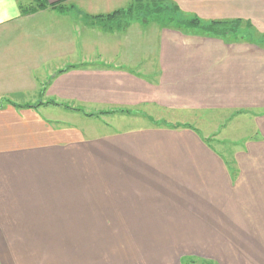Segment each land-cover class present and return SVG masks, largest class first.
<instances>
[{"label":"crops","instance_id":"1","mask_svg":"<svg viewBox=\"0 0 264 264\" xmlns=\"http://www.w3.org/2000/svg\"><path fill=\"white\" fill-rule=\"evenodd\" d=\"M43 1L61 13L0 0V264H264V0H163L252 42L168 30L129 55L130 38L84 20L134 0ZM117 110L225 113L228 141L167 124L104 131Z\"/></svg>","mask_w":264,"mask_h":264},{"label":"rangeland","instance_id":"2","mask_svg":"<svg viewBox=\"0 0 264 264\" xmlns=\"http://www.w3.org/2000/svg\"><path fill=\"white\" fill-rule=\"evenodd\" d=\"M30 4L32 3L31 0H18V4ZM62 11L66 10L68 12L70 9L61 8ZM57 12H60L59 9ZM70 12V11H69ZM61 13V12H60ZM64 13V12H63ZM176 15H172L171 12L158 13V14H134L128 15L124 18H119L113 21H94L95 18H92L90 21L84 20V25H89V33L92 34H102L105 37L110 38L111 35H119L121 37V42L125 43L128 41L127 39L130 38L129 43H126L125 47H122L121 55H129L133 54L134 51L140 50L141 52L148 51V48L151 51L155 52L157 49L158 44V37L161 32H165L168 30L174 31H189L188 28H185L184 25H179L176 23L178 19H175ZM177 18V17H176ZM173 19V21H171ZM181 20V18H180ZM184 21V19H182ZM181 20V21H182ZM92 27H91V26ZM192 30V29H190ZM196 30L200 31L199 29H194L192 33ZM92 31V32H91ZM197 32V31H196ZM189 33V32H188ZM200 35L205 36L202 31H200ZM187 34V33H186ZM196 34V33H195ZM229 36V39H241L247 40L248 42H252L249 39V34L246 32L245 27L243 26H236L233 27L232 32H227L225 36ZM125 38V39H124ZM136 39L135 43H132ZM79 111V110H77ZM114 117H107L104 118L106 121V125L104 131L110 129L111 131H117L119 129H128V128H137L141 126H149V125H169L175 127H190L197 130L202 137H204L205 141L216 150H220L225 146V142L228 141L225 138V130L228 127V121L230 115H226L225 113H170L161 111L159 115H144L140 116L137 113V117H130V112L128 110H117L114 112ZM155 115V116H154ZM121 117V118H119ZM124 117V118H123ZM66 120H68L67 124L72 125L74 127L80 126V122H75L77 117H70L69 115L64 116ZM80 118V117H79ZM83 119V118H81ZM128 119V120H127ZM136 119L138 122H135ZM85 123L92 124L96 123V121L92 120H85ZM110 125V126H107ZM98 131H102L101 122H98ZM232 127V126H231ZM123 200V199H122ZM126 201V199H124ZM117 205L113 203V199H89V211H97V210H104V211H112L113 207ZM181 264H208L203 261L193 259V260H182Z\"/></svg>","mask_w":264,"mask_h":264},{"label":"trees","instance_id":"3","mask_svg":"<svg viewBox=\"0 0 264 264\" xmlns=\"http://www.w3.org/2000/svg\"><path fill=\"white\" fill-rule=\"evenodd\" d=\"M32 3L30 4H22L19 3V12L21 15H29L39 10H44L47 7H52L54 10H58V7H55V5H48L43 0H31ZM165 12H171L172 15H176L175 19L178 21L179 25H184L185 28H193V29H199L204 34L210 35V36H216L221 37L224 36L227 32L232 31L233 27H236L238 24L237 22H202L197 18H191V19H184L180 16L176 8L166 5L163 0H134L126 9L116 11L110 15L107 16H99L95 17V20L102 21H113L119 18H124L128 15H134L139 13L144 14H158V13H164ZM181 18V20H180ZM173 21V19L171 20Z\"/></svg>","mask_w":264,"mask_h":264}]
</instances>
